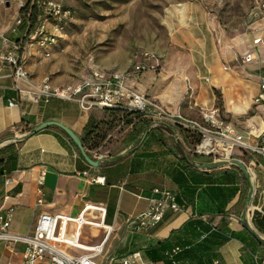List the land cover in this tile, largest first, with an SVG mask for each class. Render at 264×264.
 Segmentation results:
<instances>
[{
  "label": "crops",
  "instance_id": "crops-1",
  "mask_svg": "<svg viewBox=\"0 0 264 264\" xmlns=\"http://www.w3.org/2000/svg\"><path fill=\"white\" fill-rule=\"evenodd\" d=\"M26 1L3 0L0 51L9 47L4 36L16 40L25 29L24 23L15 32L11 27ZM8 11L15 13L12 20L13 13L6 16ZM261 16L262 9L259 15L251 14L253 20ZM185 20L172 27V43L185 48L187 54L166 68L159 59L157 67L143 70L137 88L130 82L133 71H128L126 83L171 113L192 118L217 108L221 119L230 122L248 142L257 144L264 136V102L254 99L264 79V23L247 36V41L242 33L222 42L214 33V22L201 7L187 6ZM256 38L261 40L256 43ZM248 51L253 52V59L245 62L242 56ZM42 53L35 44L23 50L26 78L11 75L7 65L0 68V148L8 147L2 154L0 197L4 190L9 191L3 205L14 208L12 231L30 232L41 211L74 216L86 202H92L105 206L104 222L111 226L97 256L98 264H114L135 250L141 253L138 263L256 264L264 259V163L260 154L239 150L234 158L224 160L197 153L187 143L181 125L144 116L148 124L135 142L128 141L132 123L128 124L131 128L120 150L103 153L83 143L99 162L90 164L59 126L49 124L29 133L43 122L57 121L82 141L90 115L97 120L105 116L101 108L83 110L74 99L34 100L46 77L53 85L68 84L53 74L57 67L49 59L51 54L45 57ZM238 53L242 67L230 64ZM9 100L14 104L9 105ZM234 160H241L250 176ZM216 161L219 163L210 164ZM41 175L43 182L39 184ZM6 177L13 182L6 184ZM94 177H103V182L93 181ZM154 188L173 191L179 209L166 208L152 226H129L127 218L146 211L157 197ZM39 190L42 204L36 202ZM73 228L70 223L68 229ZM105 234L103 227L86 224L79 238L91 245L101 242ZM0 246V264H22L21 245L16 244L15 251L3 241ZM65 249L73 254L84 251ZM47 262L45 256L42 264Z\"/></svg>",
  "mask_w": 264,
  "mask_h": 264
},
{
  "label": "built area",
  "instance_id": "built-area-1",
  "mask_svg": "<svg viewBox=\"0 0 264 264\" xmlns=\"http://www.w3.org/2000/svg\"><path fill=\"white\" fill-rule=\"evenodd\" d=\"M27 5L30 8L25 18L18 15L11 27V30L15 32L25 20V29L16 40L4 36V42L9 43V47L0 51V68L7 65L11 75L22 78H26L28 75L22 57L23 50L27 46L35 44L43 50V56H50L51 46L63 36L66 24L72 16L71 9L60 0H27L21 3L20 8ZM262 7H264V3L262 6H255L251 11L252 16L259 15ZM32 10H34L33 17ZM260 40V38H256L254 42L257 43ZM242 59L245 62H250L253 59V52H245ZM158 65L159 56L151 50H145L141 54V59L133 63L132 67L135 71H143ZM51 97L74 99L83 110L117 108L139 111L143 116L155 120L175 122L182 128L200 135V141L193 148L197 153L229 160L234 158V149L237 148L260 154L262 163H264V136L257 144H251L242 134L234 130L230 122L218 116L217 108L204 112L201 120L185 116L180 112L171 113L157 100L131 88L126 83L125 71L104 70L95 66L80 80L64 85H53L46 77L34 93L33 98L36 101H48ZM254 99L256 102H264V79L261 80L259 92ZM13 104V100H9V105ZM238 161L241 162V160ZM92 180L103 182V177H94ZM12 182L11 177L5 178L6 184ZM42 182L41 175L38 183L42 184ZM153 191L157 197L153 199L146 211L127 218L129 226H152L163 217L166 208L179 209L173 191L165 188H154ZM39 193L36 202L42 204L41 190ZM8 197L9 191L4 190L0 197V241L5 242L11 251H15L16 244L23 247L22 264H42L45 256H48L46 264H98L97 256L103 251L105 240L111 231V226L104 222L105 206L86 202L74 216L60 212L41 211L30 232L18 233L11 230L13 206L3 205L4 200ZM92 212H97V215H91ZM70 223L74 224L73 230L68 229ZM86 224L103 227L106 230L104 239L97 244L82 243L79 238L80 229ZM65 247L84 251L73 254L68 252ZM140 255V251L135 250L114 264H158L156 262L138 263L137 259L140 258ZM256 264H264V259Z\"/></svg>",
  "mask_w": 264,
  "mask_h": 264
},
{
  "label": "rangeland",
  "instance_id": "rangeland-1",
  "mask_svg": "<svg viewBox=\"0 0 264 264\" xmlns=\"http://www.w3.org/2000/svg\"><path fill=\"white\" fill-rule=\"evenodd\" d=\"M60 1L71 9L72 16L63 36L52 46L49 59L57 67L53 74L64 78L67 83L79 80L92 67L98 66L104 70L125 71L126 75L128 71H133L130 82L137 88L142 81L143 71L133 70L132 64L141 59L143 51L155 52L165 68L169 62L186 55L185 48L172 43V27L186 23L185 12L183 15L180 9L182 5L185 8L201 7L208 19L214 22V33L217 37H222V42L242 33H245L247 41V36L264 23V16L256 20L251 17L253 8L262 6L264 0ZM2 3L3 0H0V6H3ZM10 15L12 17L9 20H12L15 13L8 11L6 16ZM244 50L242 48V53ZM232 63L239 67L244 65L239 53L237 59L230 62L231 65ZM187 87L194 88L188 84ZM202 115L203 113L192 118L201 120ZM125 119L127 118L123 119L121 116L111 118L102 115L104 136L94 148L103 153L120 150L124 145L123 139L131 128ZM187 143L192 149L195 147L188 139ZM238 151L235 148L234 154Z\"/></svg>",
  "mask_w": 264,
  "mask_h": 264
},
{
  "label": "trees",
  "instance_id": "trees-1",
  "mask_svg": "<svg viewBox=\"0 0 264 264\" xmlns=\"http://www.w3.org/2000/svg\"><path fill=\"white\" fill-rule=\"evenodd\" d=\"M29 5L20 8L19 15L25 18V15L29 9ZM32 17L34 16V10L31 11ZM25 24V20L23 21ZM104 111L105 116L114 118V116H121L125 119L126 123H132V130L128 134L127 138L129 142H135L138 139L140 133L145 129L148 124L146 118H144L143 114L139 111H128L117 108H101ZM104 120H97L95 117L91 116L88 119V122L84 128V137L82 138V143L86 145L88 148L96 147L98 140L104 136L102 134V124ZM108 123V120L105 122ZM110 124V122H109ZM140 124L139 126H137ZM184 136L186 139L193 143L194 145L200 141V135L190 131L189 129L182 128ZM101 136V137H100ZM7 146L0 148V174L3 173V153L7 150Z\"/></svg>",
  "mask_w": 264,
  "mask_h": 264
},
{
  "label": "water",
  "instance_id": "water-1",
  "mask_svg": "<svg viewBox=\"0 0 264 264\" xmlns=\"http://www.w3.org/2000/svg\"><path fill=\"white\" fill-rule=\"evenodd\" d=\"M6 4L8 5V2H6ZM49 124H55V125L59 126L62 130H64V132L72 139V141L78 147V149L80 150L81 154L84 156V158L87 160L88 163L93 164V165H96V164L99 163L98 160L92 158L87 153V151L85 150V148L83 146V143H82L80 137L71 128L65 126L64 124H62L60 122H57V121L43 122V123L35 126L29 133H34V132L44 128L45 126H47ZM216 163H219V161L212 162L210 164H216ZM234 163H236L248 176H250V172L248 171V168H246L242 162H240L238 160H234ZM250 192L252 193V190ZM244 218H245V213H244Z\"/></svg>",
  "mask_w": 264,
  "mask_h": 264
},
{
  "label": "bare ground",
  "instance_id": "bare-ground-1",
  "mask_svg": "<svg viewBox=\"0 0 264 264\" xmlns=\"http://www.w3.org/2000/svg\"><path fill=\"white\" fill-rule=\"evenodd\" d=\"M180 9H181V12H183V15H184V12H185V6L182 5V7H181ZM184 78H187V76H185Z\"/></svg>",
  "mask_w": 264,
  "mask_h": 264
}]
</instances>
